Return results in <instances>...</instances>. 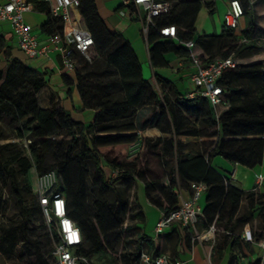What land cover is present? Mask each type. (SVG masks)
I'll list each match as a JSON object with an SVG mask.
<instances>
[{
  "label": "trees",
  "instance_id": "1",
  "mask_svg": "<svg viewBox=\"0 0 264 264\" xmlns=\"http://www.w3.org/2000/svg\"><path fill=\"white\" fill-rule=\"evenodd\" d=\"M156 1L170 4V10L154 18V25L149 28L146 41L152 68L168 67L170 54L196 58L202 64L228 57L237 62L235 68L224 70L219 80L228 107L218 118L205 98H185L159 76L155 77L162 91L157 93L143 78L129 42L106 27L95 0H82L78 8L93 39L90 60L77 51L71 55L83 109L95 111L89 124L74 121L59 106L41 109L35 95L44 85L43 78L16 59H6V68H1L4 40L0 36V111L19 124L16 142L0 144V177L16 200L21 215L16 228L32 250L34 264H51L57 236L44 218L52 245L47 257L42 255L39 242L28 236L30 212L43 215L34 195L32 171L37 175L56 173L55 192L65 198L67 216L82 237L77 252L89 264L93 256L108 255L121 238L120 231L125 230L122 227L131 211L130 195L136 179L143 183L147 201L163 214L178 206V189L188 191L192 182H204L203 221L208 228L214 226L215 232L232 245L239 242L234 230L248 224L253 212L264 205V195L239 190L212 166L215 157L247 169H255L264 162V63L241 62L257 54L259 47L248 31L223 28L218 35L198 32L200 11L205 8L212 15L216 0ZM43 5L36 4V9L48 16L42 30L49 35L62 31L60 20L52 18ZM166 26L175 27L177 40L160 35V28ZM189 41L193 43L191 50L179 44ZM92 77L97 80H90ZM144 107L158 109L157 120H151V124L169 134V139L139 138L135 117ZM177 136L216 140L203 144L198 152L182 155L183 145L175 139ZM56 137L61 138L53 139ZM139 140V150L132 156L130 147ZM143 152L153 159V170L144 162ZM106 168L111 174L116 172L115 177ZM1 193L0 189V205ZM28 198L34 199V207H28ZM244 198L248 209L240 213ZM260 216L264 218V209ZM133 217L143 220L141 210H136ZM248 230L255 240H264V220ZM138 249L128 264H140L143 250L160 255L141 235ZM111 264H115L113 259Z\"/></svg>",
  "mask_w": 264,
  "mask_h": 264
},
{
  "label": "crops",
  "instance_id": "2",
  "mask_svg": "<svg viewBox=\"0 0 264 264\" xmlns=\"http://www.w3.org/2000/svg\"><path fill=\"white\" fill-rule=\"evenodd\" d=\"M26 1L32 10L24 14V21L38 38L39 45L46 46L49 52L46 56L43 55L33 60L29 59L18 48L10 24L0 22V36L4 40L2 63L5 64L6 59H16L43 78L44 85L35 95L37 104L41 109L48 110L53 106H59L68 112L74 121L83 124L91 123L95 117V111L83 109L76 86L74 70L66 71L64 69L58 50L60 45L49 43L47 41L49 34L42 30V27L48 21V16L45 12L37 10L36 4L43 5V3L40 0ZM3 2L4 0H0V4ZM228 2L229 0H216L215 12L212 15L203 8L197 19V23L200 19L199 25L196 23L198 32L207 35L220 34L223 29L222 18L228 7ZM240 2L244 7V15L240 20V28L236 32L248 31L253 42L259 47L257 54L241 59V62L246 63L249 60L255 63H264V59H261V56L264 55V48L260 45L261 43L257 42V40L264 41V0H240ZM95 4L106 27L110 31L121 34L129 42L140 63L143 78L150 82L153 89L157 93L162 91L161 83L155 77L159 76L171 83L180 95L188 98L187 95L195 90V86L191 82V75L194 72L191 57L170 54L167 55L168 67L152 68L141 21L130 16L121 18L117 13L119 4L116 0H95ZM244 41L246 40L243 39ZM197 53L200 54V51L198 50ZM165 90L167 91V89ZM227 107V105L217 108L212 107L215 118H218ZM157 113V108L151 109L148 107L137 111L135 121L139 138H170L169 134L161 133L151 124V120H157ZM148 121L149 123L145 125V122ZM175 139L183 145L182 155L198 152L203 144L216 140L215 138L191 136H177ZM136 144L138 145L135 148L137 153L140 140ZM191 144H193L192 147ZM212 166L239 190L255 195H264V182L259 187L256 186V177L259 175L264 176V162L255 169H247L238 165L232 166L221 157H215L212 160ZM105 170L110 172L108 168ZM109 174L111 175V172ZM132 194L134 205L136 204L135 208L138 211L141 210L143 216V220L140 219L138 225L141 236L144 237L145 241L152 244L153 251L158 254H167L183 264H255L260 257V249L255 245L244 242L241 239V234L245 229H251L262 223L264 218H261L260 213L264 209V205L259 206L253 212V219L248 224L234 230V234L239 236V242L232 245L227 238L223 239L219 232L218 234L214 232L213 236L208 233L209 228L206 227L203 221L202 213L199 215L194 227L186 228L175 223L155 238L154 228L162 212L147 201L144 185L137 179ZM200 206L203 211L205 196L202 198ZM247 209L248 201L244 198L240 205V213L245 212ZM226 234H229V232Z\"/></svg>",
  "mask_w": 264,
  "mask_h": 264
},
{
  "label": "built area",
  "instance_id": "3",
  "mask_svg": "<svg viewBox=\"0 0 264 264\" xmlns=\"http://www.w3.org/2000/svg\"><path fill=\"white\" fill-rule=\"evenodd\" d=\"M82 0H40L46 7L52 18L60 20L62 31L49 35L47 41L52 44H59L61 62L66 71L75 69V61L71 59L73 51H77L88 60L89 51L93 46V39L87 30L79 14V6ZM119 4L117 13L121 18L130 16L141 21L142 32L147 38L153 20L160 15L166 14L170 10V4L158 2L156 0H116ZM31 6L26 0H4L0 4V22H8L11 26L13 37L18 48L29 58L36 59L46 56L49 49L40 46L38 38L33 34L31 27L25 23L24 14L30 12ZM244 15V9L240 0H229L228 7L223 14L222 26L226 30L238 31L240 20ZM159 33L166 38L176 39V29L174 26L160 28ZM187 50L193 48V43L179 42ZM194 72L191 75V82L195 90L187 97L194 98L201 96L205 98L210 106L217 108L225 105L224 92L219 85V80L224 70L233 69L237 62L228 57L216 59L208 64H202L198 59L192 58ZM138 145L130 147V154H136ZM116 172L111 174L115 177ZM233 177V176H231ZM264 182V176L256 177V186L259 187ZM57 185V175L54 171L37 175L34 172L33 190L38 205L41 208L49 229L53 228L57 241L53 244L51 264H89L88 260L82 257L77 248L82 243V237L75 223L67 216L66 201L64 196L55 192ZM206 193V184L202 181L192 182L188 191L177 190L178 206L163 214L157 221L154 234L155 238L168 229L171 225L178 223L186 228L196 225L199 215L202 213L200 202ZM216 231L214 226H210L208 233L213 236ZM211 236V237H212ZM241 239L251 245L257 246L260 257L255 264H264V240H255L252 233L245 229L241 234ZM140 264H183L181 261L171 258L167 254L153 255L143 250L139 255Z\"/></svg>",
  "mask_w": 264,
  "mask_h": 264
},
{
  "label": "rangeland",
  "instance_id": "4",
  "mask_svg": "<svg viewBox=\"0 0 264 264\" xmlns=\"http://www.w3.org/2000/svg\"><path fill=\"white\" fill-rule=\"evenodd\" d=\"M113 15V13H112ZM113 20V18H112ZM200 19L197 23L199 25ZM139 33V31H138ZM262 48H264V41L257 40ZM264 59V55L261 56ZM249 62V60L247 61ZM1 68L5 69L6 65L1 64ZM92 81H96L95 77L90 78ZM19 126L18 122L11 116L0 111V144L8 142H16V129ZM56 137L53 139H60ZM66 139V137L64 138ZM24 144V143H22ZM27 144V141H26ZM193 144H191L192 147ZM196 145V144H195ZM144 153V162L150 165L151 170L154 169V161L146 152ZM108 173V171H107ZM34 171L31 172V182L33 184ZM0 189L2 190L1 199L2 204L0 205V264H20L21 262H28L34 264L36 259L32 256V250L24 243L23 238L20 235V231L16 228L20 221L21 215L16 205V200L9 192V186L3 182L0 177ZM132 193L130 195V207L131 211L127 220L124 222L121 232V238L114 244L112 251L105 256H93L90 260V264H111L113 259L115 264H128L133 254L139 249V237L141 235L139 230V220L134 219L136 208L132 200ZM28 207L32 208L35 205L33 198H28L26 201ZM28 221V236L30 239H35L41 245L42 255L45 257L50 254L52 245L46 235L44 226V217L41 214L30 212ZM8 232H12V235H7ZM13 234L15 237H13ZM29 249H28V248Z\"/></svg>",
  "mask_w": 264,
  "mask_h": 264
}]
</instances>
